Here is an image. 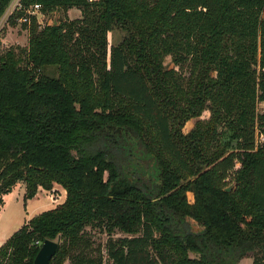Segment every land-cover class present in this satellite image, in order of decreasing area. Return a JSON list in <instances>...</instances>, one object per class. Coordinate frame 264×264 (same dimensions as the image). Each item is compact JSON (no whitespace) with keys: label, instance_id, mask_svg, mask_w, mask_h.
Wrapping results in <instances>:
<instances>
[{"label":"trees","instance_id":"obj_1","mask_svg":"<svg viewBox=\"0 0 264 264\" xmlns=\"http://www.w3.org/2000/svg\"><path fill=\"white\" fill-rule=\"evenodd\" d=\"M37 4L62 17L0 53V210L18 184L67 197L0 264L47 240L51 264H264V0H21L8 22Z\"/></svg>","mask_w":264,"mask_h":264},{"label":"rangeland","instance_id":"obj_2","mask_svg":"<svg viewBox=\"0 0 264 264\" xmlns=\"http://www.w3.org/2000/svg\"><path fill=\"white\" fill-rule=\"evenodd\" d=\"M15 2L16 0L11 3V6L0 20V53L11 47L19 46L25 48L28 46L29 34L28 31L21 26V22H18L15 26L8 22L11 16L8 11L12 9ZM37 17L39 23L42 22V25L44 26L46 24H51L52 21H57L58 17H62V13L59 11L49 16L39 14ZM67 17L71 20L78 19L80 17V13L78 10H71L67 13ZM123 36V33L119 31L109 34L110 44L116 45L122 40ZM165 64L169 69H173L175 67L171 58H168ZM261 109L264 111V104L261 106ZM209 119L210 113L204 112L200 118L190 120L183 128L184 134L190 133L198 122H205ZM229 187L233 188V185H230ZM60 191L61 190L56 192L51 191V193L47 195L45 193H41L33 199H26L25 187L23 184H18L13 191L7 195L5 206L0 210V248L15 232L23 227L27 219L37 216L40 213L55 209L59 206L60 204H56L55 202L60 200L63 196ZM89 232L92 234L96 244H106L108 240V236L106 234H102L97 230H89ZM119 237H125V235L123 233H117L115 238ZM55 242L58 243V240H55ZM104 256V264H112L105 251ZM65 264L70 263L66 262ZM238 264H253V259L245 258Z\"/></svg>","mask_w":264,"mask_h":264},{"label":"water","instance_id":"obj_3","mask_svg":"<svg viewBox=\"0 0 264 264\" xmlns=\"http://www.w3.org/2000/svg\"><path fill=\"white\" fill-rule=\"evenodd\" d=\"M55 24H57V21H55ZM231 190L232 187L226 189L227 192H230ZM58 247L59 244L55 241H45L34 261V264H51V260L57 252Z\"/></svg>","mask_w":264,"mask_h":264},{"label":"built area","instance_id":"obj_4","mask_svg":"<svg viewBox=\"0 0 264 264\" xmlns=\"http://www.w3.org/2000/svg\"><path fill=\"white\" fill-rule=\"evenodd\" d=\"M20 1L21 0H16V2L14 4V6L12 7V9H10L8 11L9 14L13 15V13L16 11V9H20L21 8ZM39 14L41 15V6L39 4H37V5L33 6L31 9L27 10L25 15L21 19H19L18 21L21 22V23L29 24L30 21H31V17H33V16L37 17V16H39ZM40 23L42 24V22H40ZM260 139L262 140V137Z\"/></svg>","mask_w":264,"mask_h":264},{"label":"crops","instance_id":"obj_5","mask_svg":"<svg viewBox=\"0 0 264 264\" xmlns=\"http://www.w3.org/2000/svg\"><path fill=\"white\" fill-rule=\"evenodd\" d=\"M70 12V11H69ZM80 13V12H79ZM24 186V185H23ZM25 187V186H24ZM58 190H61L60 192H61V194H63V196H62V198H60V200H58L57 202H55L56 204H63L64 202H65V200H66V197H67V194H66V191L64 190V189H62L60 186H55L54 187V190H53V192H56V191H58ZM41 193H45L46 195L47 194H50L51 192H49V191H46V190H44V189H41L40 188V190H39V192H38V194H41ZM37 194V195H38ZM6 197H7V195L6 196H4V202L6 203ZM5 203H4V206H5ZM1 209H3V208H1ZM41 214V213H40ZM33 218V217H32ZM31 218H29V219H27L26 221H28V220H30ZM25 221V222H26ZM25 224V223H24Z\"/></svg>","mask_w":264,"mask_h":264}]
</instances>
